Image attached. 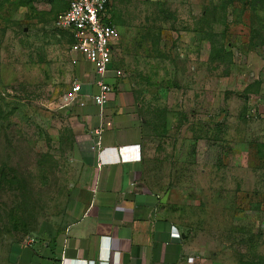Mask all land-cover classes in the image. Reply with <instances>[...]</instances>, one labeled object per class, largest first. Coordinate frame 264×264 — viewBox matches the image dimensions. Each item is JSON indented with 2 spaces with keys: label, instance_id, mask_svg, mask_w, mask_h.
Returning a JSON list of instances; mask_svg holds the SVG:
<instances>
[{
  "label": "rangeland",
  "instance_id": "1",
  "mask_svg": "<svg viewBox=\"0 0 264 264\" xmlns=\"http://www.w3.org/2000/svg\"><path fill=\"white\" fill-rule=\"evenodd\" d=\"M70 1L0 0V264L55 243L69 221L73 56L54 21ZM263 7L111 0L145 181L196 264H264Z\"/></svg>",
  "mask_w": 264,
  "mask_h": 264
},
{
  "label": "crops",
  "instance_id": "2",
  "mask_svg": "<svg viewBox=\"0 0 264 264\" xmlns=\"http://www.w3.org/2000/svg\"><path fill=\"white\" fill-rule=\"evenodd\" d=\"M72 56L73 81L91 82L92 66ZM115 71L113 52L106 76L113 91L101 109L89 98L83 106L68 104L74 145L67 227L55 243L17 248L4 264H186L192 258L183 229L145 181V125Z\"/></svg>",
  "mask_w": 264,
  "mask_h": 264
},
{
  "label": "built area",
  "instance_id": "3",
  "mask_svg": "<svg viewBox=\"0 0 264 264\" xmlns=\"http://www.w3.org/2000/svg\"><path fill=\"white\" fill-rule=\"evenodd\" d=\"M110 4L111 0H71L54 21V28L71 39L70 53L90 64L96 76L85 83L75 79L66 97L68 104L83 106V99L89 98L101 109L113 91L106 76L112 70V51L118 34L116 28L107 23ZM86 87L90 88V95L86 93ZM193 263V258H187L186 264Z\"/></svg>",
  "mask_w": 264,
  "mask_h": 264
},
{
  "label": "trees",
  "instance_id": "4",
  "mask_svg": "<svg viewBox=\"0 0 264 264\" xmlns=\"http://www.w3.org/2000/svg\"><path fill=\"white\" fill-rule=\"evenodd\" d=\"M247 2H249V4L251 5V10H254V7H255V4L256 3H258V2H260V3H262V5H264V1H262V0H240V3L243 5V6H245L246 4H247ZM256 2V3H255ZM69 3V2H68ZM68 6V5H67ZM67 6H66V8H67ZM110 7V6H109ZM65 8V9H66ZM264 8V7H263ZM109 12H110V8H109ZM107 23L108 24H110V25H113L112 24V22H110V20L109 21H107ZM114 26V25H113ZM69 39V38H68Z\"/></svg>",
  "mask_w": 264,
  "mask_h": 264
}]
</instances>
